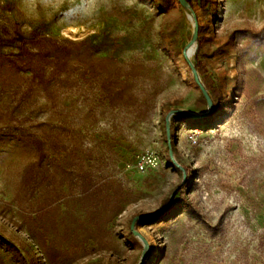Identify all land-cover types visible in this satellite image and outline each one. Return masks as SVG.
I'll return each instance as SVG.
<instances>
[{
  "label": "rangeland",
  "instance_id": "rangeland-1",
  "mask_svg": "<svg viewBox=\"0 0 264 264\" xmlns=\"http://www.w3.org/2000/svg\"><path fill=\"white\" fill-rule=\"evenodd\" d=\"M192 1L0 0V264H264V0Z\"/></svg>",
  "mask_w": 264,
  "mask_h": 264
},
{
  "label": "water",
  "instance_id": "water-1",
  "mask_svg": "<svg viewBox=\"0 0 264 264\" xmlns=\"http://www.w3.org/2000/svg\"><path fill=\"white\" fill-rule=\"evenodd\" d=\"M178 2L182 6H184L185 8H188L190 10V12H191L190 13V17H191V21H192V24H193V38H192L191 44H189L187 46V51L184 53L185 57L188 59V50L191 47H194V49H195L194 44H195V41L197 40V36H198L199 23H198V19H197L196 13L193 11V9H191L189 3L186 0H178ZM194 49H193V52H194ZM191 68H192V72H193L194 78L200 84L202 93H203V95H204V97H205V99L207 101L208 111H206V112H204L202 114H194V113L189 112V111L184 110V109H177L175 112L178 113V114H181V115L188 116V117H194V118L204 117V116L209 115L211 112H213V110H214L213 102H212L211 97L208 94V91L206 90L205 86L201 85L197 70H196V68H195V66L193 64H191ZM170 156H171V154H170Z\"/></svg>",
  "mask_w": 264,
  "mask_h": 264
},
{
  "label": "trees",
  "instance_id": "trees-1",
  "mask_svg": "<svg viewBox=\"0 0 264 264\" xmlns=\"http://www.w3.org/2000/svg\"><path fill=\"white\" fill-rule=\"evenodd\" d=\"M188 3H189V5H190V7H191V9H193L194 10V8H193V1L192 0H186ZM212 1L213 0H199V2H200V6H201V8H205V7H207L210 3H212ZM196 16H197V14H196ZM197 19H198V16H197ZM199 23V22H198ZM195 68L197 69V71H200V70H202L201 68H200V65L197 63V65H195ZM207 89H209V90H211V94H212V96L215 98V96H216V94L218 93V88L216 87V86H208V88ZM215 99H217L218 100V98H215ZM218 106L219 105H216L215 104V110H214V112L215 113H219L218 112ZM168 157H169V159H170V156L168 155ZM112 183V182H111ZM185 187H188L187 185H185ZM109 189H113L112 187H107V188H102L101 186H99V187H97L96 189H94V190H91V191H88L87 192V194H88V196L90 197V196H94V195H100V196H102V197H104V198H106V199H110V198H112V197H114L115 196V191H113L112 193H109ZM180 198L181 199H183V200H186L182 195L180 196ZM105 201V200H104ZM104 201H102V202H104ZM2 237V236H1Z\"/></svg>",
  "mask_w": 264,
  "mask_h": 264
},
{
  "label": "clouds",
  "instance_id": "clouds-1",
  "mask_svg": "<svg viewBox=\"0 0 264 264\" xmlns=\"http://www.w3.org/2000/svg\"><path fill=\"white\" fill-rule=\"evenodd\" d=\"M56 2L57 0H24L26 6L32 11H35L37 4L40 6H53ZM136 2L137 0H124V5L126 7H132Z\"/></svg>",
  "mask_w": 264,
  "mask_h": 264
},
{
  "label": "bare ground",
  "instance_id": "bare-ground-1",
  "mask_svg": "<svg viewBox=\"0 0 264 264\" xmlns=\"http://www.w3.org/2000/svg\"><path fill=\"white\" fill-rule=\"evenodd\" d=\"M186 9V11H187V13L189 14V16H190V10L188 9V8H185ZM70 29L72 30V31H76V28L75 27H70ZM194 47H191L189 50H192ZM189 50H188V52H189Z\"/></svg>",
  "mask_w": 264,
  "mask_h": 264
}]
</instances>
